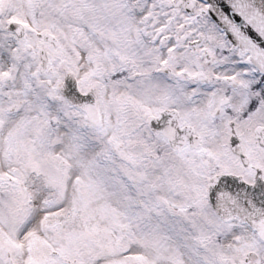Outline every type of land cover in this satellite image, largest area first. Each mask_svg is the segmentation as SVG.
Returning <instances> with one entry per match:
<instances>
[{
  "label": "snow or ice",
  "instance_id": "1",
  "mask_svg": "<svg viewBox=\"0 0 264 264\" xmlns=\"http://www.w3.org/2000/svg\"><path fill=\"white\" fill-rule=\"evenodd\" d=\"M0 264H264V0H0Z\"/></svg>",
  "mask_w": 264,
  "mask_h": 264
}]
</instances>
